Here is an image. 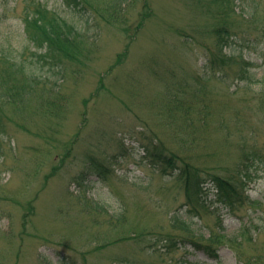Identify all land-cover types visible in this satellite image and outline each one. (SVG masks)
Returning a JSON list of instances; mask_svg holds the SVG:
<instances>
[{"label": "rangeland", "instance_id": "1", "mask_svg": "<svg viewBox=\"0 0 264 264\" xmlns=\"http://www.w3.org/2000/svg\"><path fill=\"white\" fill-rule=\"evenodd\" d=\"M33 1L84 34L60 72L54 62L39 70L31 55L23 20ZM107 1L86 23L61 0H0V69L4 55L41 76L25 104H0V264H54L57 255L59 264H264V85L233 91L243 61L261 73L264 2L247 22L217 0H126L120 11ZM223 23L232 32L220 52L213 31ZM174 98L191 100L187 118L170 108ZM152 145L171 168L149 164ZM185 165L200 199L179 178ZM239 180L248 200L228 208L218 181ZM123 208L127 224L114 232L110 215ZM173 214L191 219L199 238L215 235L218 257L180 244L187 235L170 226Z\"/></svg>", "mask_w": 264, "mask_h": 264}, {"label": "trees", "instance_id": "2", "mask_svg": "<svg viewBox=\"0 0 264 264\" xmlns=\"http://www.w3.org/2000/svg\"><path fill=\"white\" fill-rule=\"evenodd\" d=\"M61 1L64 3L63 5L67 9L82 13V17L85 18L84 20L86 23L90 21V19H88L86 16L87 12L98 15L99 13L105 10V8L103 9L96 7L100 3L103 6L105 4V0H95L97 3L94 2V4H92L91 0L90 2L89 0ZM220 1L224 2L225 6H227L226 10L229 14H232L235 17L239 16L241 19H243V21L247 22H252L253 20H255L256 22V12L258 11L260 5L263 6L260 3L264 2V0H238L239 2H242L241 6L243 8H241L236 4L237 0H217L219 4ZM125 2L126 0H110L107 1L106 4H111L112 7L116 9V11H120L121 7L125 5ZM231 3L234 5V7L231 5ZM235 8H237L240 13ZM223 15L226 16L224 13ZM231 27L232 26L230 24L223 23L218 25L217 28L213 31V33L215 34V41L219 46L220 52H222L224 48L227 49L230 46L228 44V41L232 32ZM23 31L26 35L28 43L34 49V51L31 52L32 57L38 59L39 61L37 65V68L39 70L44 69L43 66L46 65L50 67L57 65L58 67L59 64L63 63L64 58H72L74 54H77L79 45L83 44L85 39L84 34L77 30L76 25L73 22H68L67 20L59 17L52 11L48 10L44 5L40 3H35L34 1L32 2L31 11L29 10L25 13L23 20ZM1 50H4V48ZM51 62H54L56 64L52 65ZM25 63L26 62L11 63L3 55L4 67L0 69V104L3 102H8L18 106H22L23 104H25L26 101L30 99L32 92L34 94L35 85L41 81V76L37 75L31 69L26 70ZM251 65V62L243 61V65L240 67L237 76V81L234 82V92L239 91L242 88L243 84L245 86L246 84H248V86L246 87L247 89H249L250 85L260 82L264 85V58L261 60L260 64L256 65L257 68H260V75H258V73L251 72ZM60 71L61 70L59 68L58 72ZM203 77L200 76V78ZM203 79L205 80L207 78ZM263 93L264 91H262V94ZM188 101L174 98L173 105L170 108L172 110H179L181 112V116L187 118L191 110L193 109V104L191 100L188 99ZM52 108H56V104L54 102ZM199 113L203 116V112L199 111ZM168 122L170 123V120H168ZM181 145H183V142H181ZM163 151H165L163 150V148L160 149L158 147H155L154 145H152L150 150L146 149L145 157L148 159L149 164L151 166H166L168 168L172 167L171 157H167L166 152L163 153ZM243 155L244 159L246 160L257 156L255 150L250 151L248 153H244ZM85 157L88 159L89 166L96 173H98V176H101L103 179L109 176V168L104 166L102 163L97 162L92 154L87 153ZM166 170L167 169H163L162 171ZM181 173L182 175L179 176V178L184 179L186 192L188 194H191V196H193L194 198L200 199L202 194L201 192H203L204 189L200 182H196V180H194L195 175L191 172L190 167L188 165H185L184 168L181 170ZM238 185H240L241 187H246V183H244L243 180H239V183L237 182V185L233 187H231L228 182L222 183L221 181H218V188L220 190H222L223 188H227V190H223L225 192V196L220 200L224 206L228 208H233L235 205H237V203L242 204L245 203L246 200H248V196L245 195V197H243L239 195L237 189L241 188H239ZM80 201L84 202L87 206L89 210V215L93 207L92 204L85 199H80ZM98 207L101 210H104L103 206ZM82 213L86 214L87 211L83 210ZM173 215V218H169V220L172 219L170 221V226L177 230H181L187 235L185 239L179 240L180 244L184 246H186V244H189L195 250L204 252L208 255V257L212 259H216L218 257L216 248H213L217 244L215 235L211 236L209 239L203 240L197 235H195L194 230L191 228V225L193 224L191 222V219L187 220L181 215ZM110 216L111 220L109 222V228L114 230V232L115 230H121L127 224V211L124 208L117 214ZM26 217L27 215H24V228L26 219H28ZM102 223L105 224L104 221H102ZM141 231L146 230L143 229ZM131 234H133V236H129L130 238H138V236L141 235V233H137L134 231H130L129 235ZM198 235L202 237L203 233L201 229L198 230ZM117 239L118 237L114 240V242H117ZM103 242L105 243L99 245L98 248H103L108 245V242H106V240H104ZM41 255L43 254L41 253ZM56 257L57 263L54 264H59L61 263L60 261H65L58 255ZM44 261L46 262V264L47 262L48 264H52L50 261H46V259H44Z\"/></svg>", "mask_w": 264, "mask_h": 264}]
</instances>
